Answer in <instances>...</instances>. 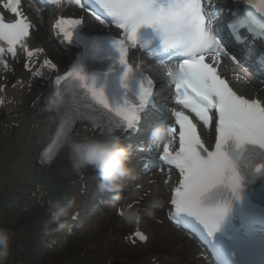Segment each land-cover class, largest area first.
<instances>
[{
    "label": "snow or ice",
    "instance_id": "snow-or-ice-1",
    "mask_svg": "<svg viewBox=\"0 0 264 264\" xmlns=\"http://www.w3.org/2000/svg\"><path fill=\"white\" fill-rule=\"evenodd\" d=\"M84 10L87 3L74 0ZM106 17L105 20L97 13H91L101 25L111 24L122 31L121 39H112L113 48L119 53L118 64L124 69L122 82L132 73L126 57L129 47H134L137 41V31L141 27H149L156 31L161 41V49L149 52L150 56H159L160 52L174 54L178 57L174 75L171 69L167 75L174 81L175 103L194 114L195 118L209 129L214 124V148L209 149L201 139L197 125L184 111L174 113L175 125L168 127L169 141L163 144V154L160 159L174 168L179 174L177 186L172 190L171 205L175 215L171 218L177 223L186 221L193 223L197 231H202L209 238L220 232L231 219L234 205L244 207L247 202L248 211L242 213L239 225L230 223L225 233L227 242L240 246L241 264H264V209L254 199V194L247 191L249 185L257 180L264 182V104L255 99H247L237 94L223 79L218 67L222 56H230L221 41L211 31L212 22L216 19L218 9L212 8L206 13L203 4L205 0H92ZM210 3V0H207ZM260 17L251 14H236L229 27L238 41L239 30L247 27L250 31H259L264 35V0H244ZM49 4H59L60 0H48ZM20 0H7L3 7L15 17V22L6 23L0 18V56L5 52L15 55L17 45L24 48L29 58L42 49L29 51L25 45L31 25L19 10ZM82 24L80 19L59 18L54 28L63 38L71 41L73 30ZM195 27L202 35L210 37L203 45H197L193 40L186 39L184 30ZM186 42L182 48L170 47L173 41ZM211 55L212 63L206 62ZM264 56V53H258ZM160 63L167 61L160 58ZM215 65V66H214ZM44 66L55 71L56 66L50 60L44 61ZM26 70L28 65H24ZM142 76V75H141ZM82 70L74 67L66 75H58L56 96L63 101L67 96L79 100L80 89L88 98L112 114L116 119H109L107 131L111 133L114 127L131 129L137 120V113L142 110L151 94L152 81L142 76L139 91L136 94L137 103L125 100L122 106L110 105L104 91L95 87V81L88 83ZM78 112L69 113L65 123L56 135L67 136L71 129L69 123L74 122ZM93 126H97V117L91 114ZM99 127L104 125L100 123ZM178 137V147L171 145ZM231 141L237 150L245 145H251L259 151L246 156L237 151L229 156L224 146ZM51 155V149L47 153ZM264 198V184L260 189ZM122 215V213H121ZM260 226L259 228L257 226ZM198 226V227H197ZM143 242L147 237L136 233Z\"/></svg>",
    "mask_w": 264,
    "mask_h": 264
},
{
    "label": "clouds",
    "instance_id": "clouds-1",
    "mask_svg": "<svg viewBox=\"0 0 264 264\" xmlns=\"http://www.w3.org/2000/svg\"><path fill=\"white\" fill-rule=\"evenodd\" d=\"M58 11L62 10L61 4H56ZM186 39L193 40L197 45H203L210 37L202 35L195 27H189L183 33ZM151 41H146L144 47H148ZM186 42L179 40L173 41L170 47L182 48ZM105 49L102 42L98 39L88 45L85 50V56L89 60L98 61L102 59ZM132 73H138L139 66L132 67L129 65ZM174 75L178 74L176 67L171 68ZM169 141L167 128L155 127L150 133V143L153 146L166 144ZM65 143L69 147V161L71 167L76 172H81L88 168L95 169L102 181L101 187L107 191H113L121 187L122 182L132 174V169L128 166L129 152L122 147L118 137L106 139H87L74 140L72 137H66ZM68 204L57 202L54 204L56 212L54 218L66 211ZM159 207V202L153 200L148 207L143 210L133 209L131 207L124 210L122 217L128 224L138 223L143 215L152 216L154 210ZM11 234L7 229L0 228V260H4L9 255Z\"/></svg>",
    "mask_w": 264,
    "mask_h": 264
},
{
    "label": "bare ground",
    "instance_id": "bare-ground-1",
    "mask_svg": "<svg viewBox=\"0 0 264 264\" xmlns=\"http://www.w3.org/2000/svg\"><path fill=\"white\" fill-rule=\"evenodd\" d=\"M4 141V140H2ZM25 141L28 143V144H31L32 143V140L30 137H27L25 138ZM16 143V144H15ZM8 146L11 149V151L9 152V156H10V153L12 152H23V148L21 145H19L17 142H10L8 143ZM21 146L20 150H19V147ZM6 152H8V150L6 149ZM17 155H20L19 153ZM9 156H7V159H3V161L7 162L8 165L6 166L7 169H9V175L8 177L10 176H16L17 179H18V185L20 183H22L26 177L28 176V171L27 170H24L21 166L20 168H18L16 171L14 170V166H16V163L18 161L17 157H13L11 159H8ZM60 167H64V165L62 163H58L56 165V168H55V171L58 173V175L55 177L56 180H60V182H63L61 181V179H63V176H64V172H60L59 173V169ZM2 179H4V175H2L0 173V183L2 182ZM11 184V183H10ZM13 192H15L17 195L19 194V190L17 188H14L12 190ZM36 211V210H35ZM31 217V215H29L28 217H25V223H28V224H32V223H35V220H29ZM35 217L37 219V216L35 214ZM42 219V218H41ZM39 219V221L41 220ZM1 224L3 223H6L5 221H0ZM92 230H96L98 228H100L99 225H92L90 227ZM165 234V233H163ZM163 234H158V236L160 237H163L165 238V236ZM170 237L168 238L169 240H176L174 241V244L176 243V245H178V248L180 249L179 252H185V253H195V248L193 246H191L190 243H187L185 240H182L180 242V237H174V235H172V233H169ZM101 236L103 237V239L105 241L102 242L101 246L99 247V251L98 253L94 254V255H86L84 256L83 258L81 259H77V258H74L72 259L71 261H68L64 264H106L107 261H110V264H113L114 262L118 261L120 262L121 264H132V263H129L130 261H128L125 257L123 256H119V255H115L114 252L111 250V244L114 242V239L113 237L111 236V231H105L104 233H101ZM157 236V241L158 243L157 244H160V243H163V240L158 238ZM152 241V240H150ZM150 241L147 243V245L145 246V248L147 250H149V243ZM109 242L110 243V246H105V243ZM165 243L168 245V247L170 248L171 246L168 244L167 241H165ZM18 245H23L25 246V242L23 240H21L19 243H17ZM156 244V245H157ZM108 245V243H107ZM149 245V246H148ZM98 247L96 246L95 247V250L97 249ZM169 248H167L166 251H164V253H162L159 257H158V260H160L162 258L163 255L165 256H168L169 257V260L168 261H164L162 262L161 264H187L186 260L182 259L179 255H176V253H174L172 250H170ZM10 251V250H9ZM12 255V254H11ZM154 256V255H152ZM128 261V262H127ZM134 264V263H133Z\"/></svg>",
    "mask_w": 264,
    "mask_h": 264
},
{
    "label": "rangeland",
    "instance_id": "rangeland-1",
    "mask_svg": "<svg viewBox=\"0 0 264 264\" xmlns=\"http://www.w3.org/2000/svg\"><path fill=\"white\" fill-rule=\"evenodd\" d=\"M96 235H98V234H96ZM94 236V235H93ZM100 238H98V237H93L92 239H91V241H89V239H86L82 244H78V245H76L75 246V248L77 249V248H80L78 251H79V253H81L82 251H84L85 249H92V248H87V247H89L90 245H91V243H93V242H100ZM86 244H88L87 246H84V245H86ZM115 245H117L116 244V242H114V244H113V246H115ZM83 246V247H82ZM151 251H152V253L153 252H159V251H161L162 250V247H160V246H152L151 247V249H150ZM114 251H116V249H114ZM117 252V251H116ZM125 252V251H124ZM121 254V253H120ZM122 255H124V254H122ZM136 256L133 254V253H131L127 258L129 259V260H134V258H135ZM142 258V257H141ZM140 258V259H141ZM137 259V262L138 261H140V259L137 257L136 258Z\"/></svg>",
    "mask_w": 264,
    "mask_h": 264
}]
</instances>
